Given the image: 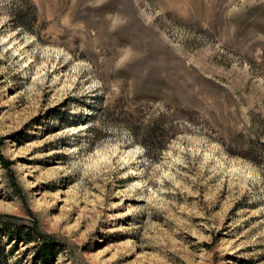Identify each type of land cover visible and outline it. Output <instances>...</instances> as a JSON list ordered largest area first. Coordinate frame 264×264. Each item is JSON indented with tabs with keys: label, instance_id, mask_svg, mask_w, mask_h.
I'll return each mask as SVG.
<instances>
[{
	"label": "rangeland",
	"instance_id": "374dc122",
	"mask_svg": "<svg viewBox=\"0 0 264 264\" xmlns=\"http://www.w3.org/2000/svg\"><path fill=\"white\" fill-rule=\"evenodd\" d=\"M0 224L50 264H264V0H0Z\"/></svg>",
	"mask_w": 264,
	"mask_h": 264
},
{
	"label": "trees",
	"instance_id": "16d2710c",
	"mask_svg": "<svg viewBox=\"0 0 264 264\" xmlns=\"http://www.w3.org/2000/svg\"><path fill=\"white\" fill-rule=\"evenodd\" d=\"M149 137H151L150 133ZM144 146L147 145L144 144ZM0 227H2V233L10 236L12 240H16L25 245L36 244L34 258L39 263L50 264L59 254L58 247L50 241V237L40 234L36 228L30 229L24 226L11 228L8 224H2ZM4 254V249L0 246V264H5Z\"/></svg>",
	"mask_w": 264,
	"mask_h": 264
},
{
	"label": "bare ground",
	"instance_id": "6f19581e",
	"mask_svg": "<svg viewBox=\"0 0 264 264\" xmlns=\"http://www.w3.org/2000/svg\"><path fill=\"white\" fill-rule=\"evenodd\" d=\"M49 194H51V193H49ZM48 196V195H47ZM49 197L51 198V195H49Z\"/></svg>",
	"mask_w": 264,
	"mask_h": 264
}]
</instances>
